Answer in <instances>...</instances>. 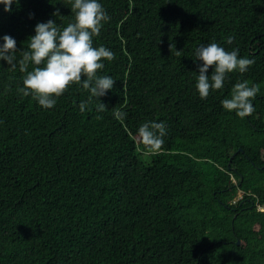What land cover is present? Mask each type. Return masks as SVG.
<instances>
[{"label": "trees", "instance_id": "trees-1", "mask_svg": "<svg viewBox=\"0 0 264 264\" xmlns=\"http://www.w3.org/2000/svg\"><path fill=\"white\" fill-rule=\"evenodd\" d=\"M99 2L105 111L78 84L42 109L0 62V264H264V0ZM49 19L73 22L69 0L0 6V36L27 50ZM213 42L254 63L202 100L193 50ZM244 81L260 91L241 119L221 102ZM148 121L167 129L155 153Z\"/></svg>", "mask_w": 264, "mask_h": 264}, {"label": "clouds", "instance_id": "clouds-1", "mask_svg": "<svg viewBox=\"0 0 264 264\" xmlns=\"http://www.w3.org/2000/svg\"><path fill=\"white\" fill-rule=\"evenodd\" d=\"M73 22L61 28L56 21L35 24L34 34L28 38L27 50L17 49L14 38L0 36V62L10 70L23 73L22 87L17 92L24 97L31 96L42 109H52L59 97L71 85H80L89 93L88 100H96L98 112L107 109L100 98L113 90L115 80L110 75H101L105 68L104 61H113L114 53L104 46H93V40L101 33L104 24L110 17L99 0H69ZM19 0H0L5 13H11ZM53 16L60 15L54 12ZM31 19V14L29 15ZM232 38L227 39L231 44ZM179 53V51H177ZM19 54L20 59H17ZM193 63L196 64L195 89L200 99H207L210 91L222 90L228 74L238 72L243 74L254 63L253 60L239 56V49L226 51L217 43L207 46H197L193 50ZM29 65L32 66L29 71ZM211 72V75L209 73ZM259 87L249 86L247 81L233 86L229 98L224 99L222 108L234 112L241 119L252 115L255 111L253 101ZM79 111L85 112L88 102H81ZM114 118L123 121L126 113L120 110L114 112ZM167 134L163 121H148L141 124L137 130L140 142L148 152L159 151Z\"/></svg>", "mask_w": 264, "mask_h": 264}, {"label": "built area", "instance_id": "built-area-1", "mask_svg": "<svg viewBox=\"0 0 264 264\" xmlns=\"http://www.w3.org/2000/svg\"><path fill=\"white\" fill-rule=\"evenodd\" d=\"M257 208L264 212V204H257Z\"/></svg>", "mask_w": 264, "mask_h": 264}, {"label": "water", "instance_id": "water-1", "mask_svg": "<svg viewBox=\"0 0 264 264\" xmlns=\"http://www.w3.org/2000/svg\"><path fill=\"white\" fill-rule=\"evenodd\" d=\"M235 154V153H234ZM239 241H237V243H238Z\"/></svg>", "mask_w": 264, "mask_h": 264}]
</instances>
